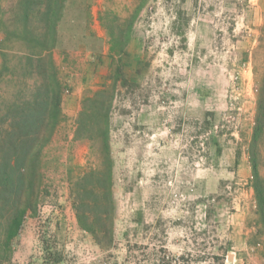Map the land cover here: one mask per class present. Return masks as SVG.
Here are the masks:
<instances>
[{"label": "rangeland", "instance_id": "1", "mask_svg": "<svg viewBox=\"0 0 264 264\" xmlns=\"http://www.w3.org/2000/svg\"><path fill=\"white\" fill-rule=\"evenodd\" d=\"M142 1L81 0V27L98 16L108 58L103 64V46L95 42L102 66L92 71L76 118L63 112L66 100L71 109L78 103L68 73L57 65L63 116L28 188L36 208L2 264L24 255L25 264H255L237 243L233 215L237 196L252 188V51L264 0H148L141 7ZM3 4L9 17L12 0ZM12 48L11 71L2 68L0 54L2 113L21 87L20 73L13 74L19 48ZM119 65L126 84L115 79ZM42 80L37 71L28 76L26 93ZM102 89L109 90L100 100L110 108L115 212L92 234L79 223L72 188L90 167L106 166L100 140L86 137L92 124L82 130L79 124L85 99ZM87 106L91 112L94 106ZM81 139L88 142L83 165ZM254 205L248 245L255 251L261 241L263 254Z\"/></svg>", "mask_w": 264, "mask_h": 264}, {"label": "trees", "instance_id": "2", "mask_svg": "<svg viewBox=\"0 0 264 264\" xmlns=\"http://www.w3.org/2000/svg\"><path fill=\"white\" fill-rule=\"evenodd\" d=\"M75 0H12L10 16L0 0V54L2 68L8 71L10 50L18 46L19 60L13 74L20 73L16 97L6 104L5 113L0 109V264L10 261L14 239L18 236L29 210H35L31 192L37 175L40 174L45 147L51 141L62 114L63 80L53 51L60 38V24ZM143 0L141 7L144 6ZM140 7V8H141ZM139 12V10H138ZM129 35L125 36L124 42ZM121 53L125 54L124 43ZM254 76L257 85L256 112L253 131L248 144L251 165V186L257 205L258 231L264 235V24L258 45L252 51ZM20 70V71H19ZM37 71L42 77L35 91L26 93L28 76ZM115 79L128 83L122 66L115 72ZM109 90L102 89L85 99L79 116L81 130L86 124L91 141L101 142L106 166L97 165L86 170L73 184L72 195L81 227L95 234L96 227L105 220L113 221L115 199L113 193L114 159L112 156L110 108L106 101ZM93 105L87 111L88 103ZM94 148V146H93ZM81 187V190H80ZM264 254V241H263Z\"/></svg>", "mask_w": 264, "mask_h": 264}, {"label": "crops", "instance_id": "3", "mask_svg": "<svg viewBox=\"0 0 264 264\" xmlns=\"http://www.w3.org/2000/svg\"><path fill=\"white\" fill-rule=\"evenodd\" d=\"M75 1H78V3L73 4L75 2H71L70 9L66 12L60 24V38L54 51L55 62L68 73V80L74 88L73 97L75 98V102L78 103L77 109H71L69 106L71 101L68 102L65 98L66 101L63 103V112H65L68 117L74 118H76L80 111L82 95L92 75V71L96 66H98V68H100V65L102 66L99 62V53L95 50L93 44L97 42L103 46L100 52L101 54H105L102 56L103 64L108 58L106 54L110 50L107 33L102 28L98 16L90 20L88 27L87 24H85L83 28L81 27V0ZM71 138L72 137L69 136V140H71ZM87 150L88 142L81 139V165L84 164ZM241 170H244V167ZM235 201L237 211L233 215L235 221L233 224V231L238 238H236L237 243L245 246V250L242 254L254 261L255 264H264V256L261 253V241L257 243L255 247L257 249L255 251L253 249L254 247L248 245V240L253 232L252 228L248 226V217L251 213V207H255L254 203L256 202L253 189L249 188V192H240ZM26 257V255L22 258L13 257L12 263L10 264H25L24 260Z\"/></svg>", "mask_w": 264, "mask_h": 264}]
</instances>
